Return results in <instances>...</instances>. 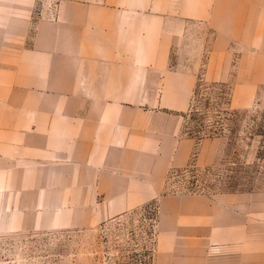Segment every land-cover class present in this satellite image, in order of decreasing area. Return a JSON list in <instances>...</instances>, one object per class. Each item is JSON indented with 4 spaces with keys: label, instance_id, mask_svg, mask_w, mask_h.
Masks as SVG:
<instances>
[{
    "label": "crops",
    "instance_id": "1",
    "mask_svg": "<svg viewBox=\"0 0 264 264\" xmlns=\"http://www.w3.org/2000/svg\"><path fill=\"white\" fill-rule=\"evenodd\" d=\"M253 9L264 0H0V235L156 200L152 264H264V187L164 191L220 152L185 129L187 57L207 45V70L227 69L221 41L253 39Z\"/></svg>",
    "mask_w": 264,
    "mask_h": 264
},
{
    "label": "rangeland",
    "instance_id": "2",
    "mask_svg": "<svg viewBox=\"0 0 264 264\" xmlns=\"http://www.w3.org/2000/svg\"><path fill=\"white\" fill-rule=\"evenodd\" d=\"M253 9V39L221 41L227 69L207 70L206 45L185 129L199 139L217 137L213 163L196 159L166 175L165 192L211 193L264 187V9ZM248 13L246 16L248 17ZM260 16H262L260 18ZM256 25V21H261ZM208 44L210 40L207 41ZM156 200L75 231H24L0 235V264H152L156 251Z\"/></svg>",
    "mask_w": 264,
    "mask_h": 264
}]
</instances>
